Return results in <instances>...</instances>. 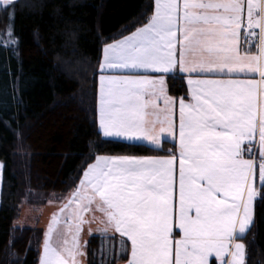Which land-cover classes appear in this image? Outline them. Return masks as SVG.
Listing matches in <instances>:
<instances>
[{
    "label": "snow or ice",
    "instance_id": "snow-or-ice-1",
    "mask_svg": "<svg viewBox=\"0 0 264 264\" xmlns=\"http://www.w3.org/2000/svg\"><path fill=\"white\" fill-rule=\"evenodd\" d=\"M9 21L0 53L18 55ZM100 70L99 135L176 143L165 156L95 155L51 217L39 264H82L93 208L102 239L121 238L107 264H245L237 240L254 223L257 172L264 190V0H154L142 26L106 44ZM177 76L190 99L169 95Z\"/></svg>",
    "mask_w": 264,
    "mask_h": 264
},
{
    "label": "trees",
    "instance_id": "trees-1",
    "mask_svg": "<svg viewBox=\"0 0 264 264\" xmlns=\"http://www.w3.org/2000/svg\"><path fill=\"white\" fill-rule=\"evenodd\" d=\"M153 4L154 0H17L7 11L0 7V34L14 13L18 40L13 45L18 55L0 53V264H39L43 229L13 227L23 202L37 208L62 199L97 154L165 156L174 149L168 141L157 149L98 134L103 48L142 26ZM166 83L169 95L188 98L186 78L177 76ZM258 193L254 223L241 239L245 264H264L261 186ZM101 240L98 235L87 240V264L105 259Z\"/></svg>",
    "mask_w": 264,
    "mask_h": 264
},
{
    "label": "rangeland",
    "instance_id": "rangeland-1",
    "mask_svg": "<svg viewBox=\"0 0 264 264\" xmlns=\"http://www.w3.org/2000/svg\"><path fill=\"white\" fill-rule=\"evenodd\" d=\"M94 162H95V160L92 163H94ZM0 166L3 167L1 161H0ZM2 167H0V195H1V189H2V169H3ZM85 170H86V168H85ZM71 192L72 191H70L66 196H64L60 200H57V201L49 200L47 202V204L42 206V207L31 208V207H28L26 202H23L20 206L21 209H20V214H19L18 218H16L13 221V227H16V228L37 227V228L43 229L44 239H45V232L47 230L48 225L51 223V217L53 216V214L59 212L61 205L66 202V200L69 197ZM258 195H259V193H257V197L255 200H257ZM255 204H256V201H255ZM255 204H254V207H255ZM73 207H74V205H73ZM93 215H95L97 217V219L95 221H93L91 224H88V223L84 224L80 239H89L93 235H98V236L102 237L103 234L100 231H98V229H101L103 227V225L99 223V220L102 218V213H100L99 211H96L95 208H93V211L86 214V219L90 220ZM90 229H91V231H89ZM63 231H64V226H63V224H61L58 228V233H62ZM116 234L117 233H113V232L109 231L107 233V238H109L110 236H114V237L116 236V237L120 238L119 235H116ZM107 238H104V239H107ZM56 239H58V237L54 235V241ZM123 239H126V238H123ZM237 242L243 243V241L241 239H238ZM226 259H227V257H226ZM212 260L216 264H218L215 257H213L211 259V261Z\"/></svg>",
    "mask_w": 264,
    "mask_h": 264
},
{
    "label": "crops",
    "instance_id": "crops-1",
    "mask_svg": "<svg viewBox=\"0 0 264 264\" xmlns=\"http://www.w3.org/2000/svg\"><path fill=\"white\" fill-rule=\"evenodd\" d=\"M257 32H258V30H257ZM241 45L244 48L249 47V44L245 42V39L243 37H241ZM102 61H103V56H102L101 63H102ZM105 74L113 75V74H120V73L119 72H116L115 70H105ZM100 75H101V70H100V67H99V77H100ZM153 75L155 76V75H159V74H153ZM99 77H98V96H97V124H98V129H99V111H98V108H99ZM250 78H252V77H250ZM254 78L258 79L259 77H258V75H256ZM187 99H190V97H188ZM162 106L163 105L161 103V107ZM105 139L117 140V141L126 142V143H139V144H144V145H147L149 147H153V148H157V149L161 147V144H162L163 141H168V142H171L173 144L176 143V142L173 141L172 137H170V136H164V137H162L161 138V143H160L159 146L150 145L147 141H144V142H140V141H137V142H128V141H123V140H121L119 138H105ZM245 147L247 148V145H245ZM253 151L256 154L255 155V157H256L255 159L259 163L258 151H257V149H253ZM258 186H260V183L258 181V172H257V183H256L257 193H258ZM255 201L256 200H254V204H255ZM253 207H254V205H253ZM116 235H119V234L117 233ZM93 236H95V235H93ZM177 238H179V237H177ZM80 240H81L82 249L86 253L87 252L86 245H87V240L88 239H80ZM120 240L121 239H118L115 242L113 240H109V239H102L101 240V242H100V253H104V255H105V259H104L105 262H106L105 264H107V261L109 259H111L113 256H115V257L116 256H119ZM124 240H126V239H124ZM43 241H44V239H43ZM42 246H43V243H42ZM42 246H41V253H40V255L42 254ZM79 259L82 261V264H87V262H86V260H87L86 259V255L84 257H80ZM118 264H122V262H120Z\"/></svg>",
    "mask_w": 264,
    "mask_h": 264
},
{
    "label": "built area",
    "instance_id": "built-area-1",
    "mask_svg": "<svg viewBox=\"0 0 264 264\" xmlns=\"http://www.w3.org/2000/svg\"><path fill=\"white\" fill-rule=\"evenodd\" d=\"M242 35H243V33H242ZM243 36H244V35H243ZM253 40H254V38H253ZM245 157L248 158V153L245 154Z\"/></svg>",
    "mask_w": 264,
    "mask_h": 264
}]
</instances>
